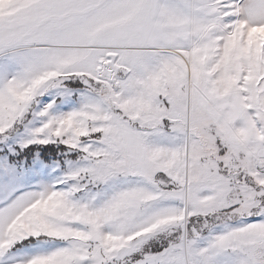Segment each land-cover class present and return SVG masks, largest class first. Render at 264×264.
<instances>
[{"label":"snow or ice","instance_id":"1","mask_svg":"<svg viewBox=\"0 0 264 264\" xmlns=\"http://www.w3.org/2000/svg\"><path fill=\"white\" fill-rule=\"evenodd\" d=\"M0 264H264V0H0Z\"/></svg>","mask_w":264,"mask_h":264}]
</instances>
